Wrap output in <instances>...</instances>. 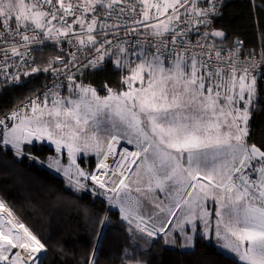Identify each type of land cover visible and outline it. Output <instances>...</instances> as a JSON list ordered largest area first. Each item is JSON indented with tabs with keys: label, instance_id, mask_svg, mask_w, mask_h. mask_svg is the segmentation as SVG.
Wrapping results in <instances>:
<instances>
[{
	"label": "snow or ice",
	"instance_id": "snow-or-ice-1",
	"mask_svg": "<svg viewBox=\"0 0 264 264\" xmlns=\"http://www.w3.org/2000/svg\"><path fill=\"white\" fill-rule=\"evenodd\" d=\"M257 7L264 11V0ZM219 15L220 0H0V83L55 77L0 115V145L17 157L45 138L66 149L69 185L91 181L113 193L130 233L191 246L188 233L201 222L209 230L215 218L225 248L264 264V145L248 142L264 49L229 46L215 27ZM46 45L61 55L40 67L32 53ZM106 60L122 78L120 90L105 84L101 97L82 77ZM89 153L101 157L94 173L77 163ZM46 251L0 200V264H43ZM120 264L146 262L133 249Z\"/></svg>",
	"mask_w": 264,
	"mask_h": 264
},
{
	"label": "trees",
	"instance_id": "trees-1",
	"mask_svg": "<svg viewBox=\"0 0 264 264\" xmlns=\"http://www.w3.org/2000/svg\"><path fill=\"white\" fill-rule=\"evenodd\" d=\"M262 0H226L216 21L228 45L235 40L251 50L264 49V11L257 7ZM59 54L50 45L36 52V64L46 67L47 61ZM50 73H33L23 77L20 85L0 88V115L7 114L28 96L37 92L52 78ZM122 74L112 65L86 71L85 84L107 95L103 86L119 89ZM250 110L248 142L264 145V79ZM67 94V93H65ZM64 94V95H65ZM15 123L16 121H12ZM0 151V197L14 215L41 239L54 255L51 264H88L94 250L96 264H120L124 250L132 252L146 264H243L220 250L204 235H198L193 249L168 247L163 239L130 233L119 211L111 210L99 196L101 188L88 182L85 189L74 188L60 174L42 163L58 155L46 144L25 145L28 153L15 156L6 146ZM34 157V159H33ZM97 156L84 155L80 163L86 172H93Z\"/></svg>",
	"mask_w": 264,
	"mask_h": 264
},
{
	"label": "rangeland",
	"instance_id": "rangeland-1",
	"mask_svg": "<svg viewBox=\"0 0 264 264\" xmlns=\"http://www.w3.org/2000/svg\"><path fill=\"white\" fill-rule=\"evenodd\" d=\"M65 95H67V94H65ZM98 95H99V94H98ZM101 97H103V96H101ZM26 112H27L29 115H31V109H30V108H28V109L26 110ZM18 122H19V121L16 120L15 123H18ZM49 142H50V141H43V142H40V144H41V143H47V144H49ZM50 144H52V143L50 142ZM50 144H49V145H50ZM53 145H54V144H53ZM53 145H52V146H53ZM6 147L10 148L11 146L9 145V146H6ZM54 149H55V147H54ZM84 155H87V156L95 155V156H97V155L94 154V153H89V154H84ZM97 158H98V160H97V163H96V166H95L93 172L96 170V168H97V166H98V164H99V160L101 159V157H99V156H97ZM80 159H81V158H80V155L78 154V156H77V163H79L80 166H81V168L84 170V168L82 167V165H81V163H80ZM57 161H59V163H57ZM41 164H43L44 166L50 168V169L53 170L55 173L62 175V176L68 181V177L64 175V169L68 167L67 151H66V153L63 152V151H60V152H58V155L55 156V157H53L52 160H51L49 163H42V162H41ZM58 168L60 169L59 171L57 170ZM84 171H85V170H84ZM88 182H91V181H84V180H82V183L86 184V186H87ZM94 185H95V184H94ZM95 186H98V185H95ZM98 187H99V186H98ZM83 189H85V188H83ZM101 191H102V189H101ZM132 195H133V197H135V196H136V193L133 192ZM159 195L161 196V198H163V194H162V193H160ZM0 200H2L1 197H0ZM210 210H211V201H209V211H210ZM177 211H179V210H177ZM212 219H213V221L216 222L215 218H212ZM212 224H213V223H212V220H211V225H212ZM26 226H27V225H26ZM186 227L191 228V225H187ZM29 229H30V228H29ZM210 229H211V227L209 228V230L205 231V229H204V225H203V223L201 222V223H200V229H199V231H194V232H189V233H188V235H190V236L192 237V239H191V241H190V245H191V246H183V245H186V244L189 243V242H187V241H186L185 239H183V238H178L175 244H172L171 242H169V243L166 244V245H167L168 247H170V248H177V249H181V250H190V249H193V248H194V245H195V243H194V242H195V239H196V237H197L199 234H203V235L205 236V238L207 239L208 242L211 241V236H212V234L210 233ZM215 237H216V239H217L216 242H217L219 248L222 246V247L224 248V251L227 252V254H230V256H232V257L235 258V259H239V256H238L236 253L232 252L230 249L225 248V247L223 246L224 243H225V241H224L223 239L218 238L216 235H215ZM46 248H47V247H46ZM47 249H48V248H47Z\"/></svg>",
	"mask_w": 264,
	"mask_h": 264
},
{
	"label": "built area",
	"instance_id": "built-area-1",
	"mask_svg": "<svg viewBox=\"0 0 264 264\" xmlns=\"http://www.w3.org/2000/svg\"><path fill=\"white\" fill-rule=\"evenodd\" d=\"M226 0H220V11H221V9H222V6H223V3L225 2ZM219 17V16H218ZM217 17V18H218ZM217 18L215 19V27H216V21H217ZM217 28V27H216ZM236 41H240V40H235L234 42H236ZM241 42V41H240ZM242 44H243V42H242ZM230 46V45H229ZM44 48V47H43ZM42 48V49H43ZM243 49H244V52H245V54H247V52L248 51H251V49H248L247 47H245V45L243 44ZM38 50H41V49H37L36 51H34L32 54H33V56H35L36 57V52L38 51ZM57 50H58V48H57ZM58 52H59V54H57L56 56H54L53 57V59L55 58V57H57V56H60L61 55V52L58 50ZM112 65V67L114 68V69H117L115 66H114V64H113V62L112 61H108V60H106L104 63H103V66L102 67H100V68H97V69H85V70H83V72L85 73L86 71H96V70H101V69H104L107 65ZM10 71L11 72H15L16 71V69L15 68H12V69H10ZM24 70L23 69H20V72L22 73ZM23 77H24V75H21L20 76V80H19V83L18 84H16V85H20L21 83H22V81H23ZM55 77L54 76H52V78L50 79V81L49 82H47L42 88H40L37 92H35L34 94H32V95H30V96H28L24 101H22L20 104H18L15 108H13L11 111H9L7 114L8 115H11V112L13 111V110H15V109H19V108H21L23 105H25V104H27V102H28V100L30 99V98H34L36 95H38V94H40L43 90H44V88H45V86H47V85H51V83H52V81H53V79H54ZM63 77H61V79H62ZM5 85H11L10 83H8V84H4V83H0V88H2L3 86H5ZM62 91V93L63 94H65L66 92H64V90L62 89L61 90ZM28 109V108H27ZM27 109H24V111H26ZM43 141H48L46 138H45V140H43ZM43 141H39V140H35L33 143H40V142H43ZM41 144H46V145H48V146H51V147H55V149H56V146H55V144L53 145V143L52 144H50V142H49V144H47V143H41ZM53 145V146H52ZM128 148L130 149V150H135L134 149V146H132V145H128ZM61 151H63V152H65L66 153V149H61ZM110 165V164H109ZM110 167H114V165H113V161H112V165H110ZM110 195H114L113 193H111V192H108V191H106L105 189H102V191H101V193L99 194V196L108 204V207H109V209H111V210H115V211H119V206L118 205H114L113 203H111L110 201H109V199H108V197L110 196Z\"/></svg>",
	"mask_w": 264,
	"mask_h": 264
},
{
	"label": "bare ground",
	"instance_id": "bare-ground-1",
	"mask_svg": "<svg viewBox=\"0 0 264 264\" xmlns=\"http://www.w3.org/2000/svg\"><path fill=\"white\" fill-rule=\"evenodd\" d=\"M112 161H113V158L110 156L107 163L112 165ZM97 169H98V166H97L96 170ZM96 170L94 172H96ZM53 258H54V255L50 252L49 249H47L46 253L41 256V259L43 260V264H51Z\"/></svg>",
	"mask_w": 264,
	"mask_h": 264
},
{
	"label": "crops",
	"instance_id": "crops-1",
	"mask_svg": "<svg viewBox=\"0 0 264 264\" xmlns=\"http://www.w3.org/2000/svg\"><path fill=\"white\" fill-rule=\"evenodd\" d=\"M212 225H211V229H210V233L212 234V236H211V241L219 248V246H218V244H217V239H216V237H215V232L214 231H212V228H214L215 227V221H213V219H212ZM199 235H201V234H199ZM203 235V234H202ZM220 250H222L223 252H225L224 251V248L221 246L220 248H219ZM226 254H227V252H225ZM230 255V254H229ZM237 260H239L241 263H243V264H245V262L244 261H241L240 259H237Z\"/></svg>",
	"mask_w": 264,
	"mask_h": 264
}]
</instances>
